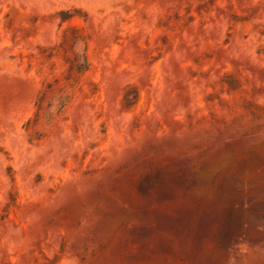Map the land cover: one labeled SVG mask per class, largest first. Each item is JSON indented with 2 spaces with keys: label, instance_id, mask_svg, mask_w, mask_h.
Instances as JSON below:
<instances>
[{
  "label": "rangeland",
  "instance_id": "rangeland-1",
  "mask_svg": "<svg viewBox=\"0 0 264 264\" xmlns=\"http://www.w3.org/2000/svg\"><path fill=\"white\" fill-rule=\"evenodd\" d=\"M0 264H264V0H0Z\"/></svg>",
  "mask_w": 264,
  "mask_h": 264
}]
</instances>
